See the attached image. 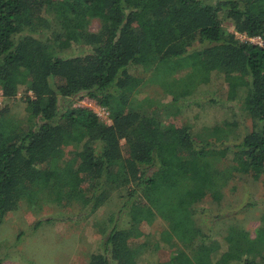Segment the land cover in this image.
<instances>
[{
	"label": "trees",
	"instance_id": "obj_1",
	"mask_svg": "<svg viewBox=\"0 0 264 264\" xmlns=\"http://www.w3.org/2000/svg\"><path fill=\"white\" fill-rule=\"evenodd\" d=\"M73 45L86 49L65 54ZM212 72L238 82L250 130L226 120L197 131L163 123L164 106L190 99ZM20 87L30 93L23 118L0 108V224L20 202L40 201L78 209L34 229L75 222L118 192L116 212L94 223L101 238L87 264H140L150 244L136 240L139 222L121 223L131 210L165 222L149 249L181 246L154 264H264V214L254 237L233 224L220 244L195 206L198 194L219 202L237 173L264 174V0H0V91L12 98ZM146 88L160 89L167 104ZM83 98L104 107L110 123L71 105ZM189 101L219 104L213 96Z\"/></svg>",
	"mask_w": 264,
	"mask_h": 264
},
{
	"label": "rangeland",
	"instance_id": "obj_2",
	"mask_svg": "<svg viewBox=\"0 0 264 264\" xmlns=\"http://www.w3.org/2000/svg\"><path fill=\"white\" fill-rule=\"evenodd\" d=\"M223 25L233 31V25L223 19ZM99 27V20L96 18L89 29L96 31ZM240 40H247L244 35L236 33ZM256 39H254L255 42ZM85 46L73 45L64 51L65 54H80L85 51ZM238 82L225 78L221 73L212 72L209 80L205 83H197L193 92L186 99L194 102H204L211 96L215 97L218 105H200L180 100L176 106L181 111L174 113L176 108L167 104L166 96L156 89L146 88L143 94L149 95L156 100L158 105L165 102L163 123L171 122L177 125L189 124L194 131L223 121L238 123L241 134L251 128V121L244 115L245 111L241 105V90H237ZM30 94L20 87L18 93L12 98H6L0 91V108L6 106L10 116L15 119H22L24 115L23 98ZM143 96V95H141ZM69 99L61 100L66 103ZM72 106L86 107L95 112L105 123H110L108 113L104 107L99 106L94 100L83 98L71 104ZM174 115L169 117L168 115ZM71 147L65 148V156H71ZM168 153L165 152L164 156ZM188 176L191 177L188 171ZM192 185V182H189ZM196 190V185L192 186ZM199 193V191H196ZM248 204V205H247ZM121 205L118 192H115L102 207L97 209L90 217L78 221H56L52 223L42 222L36 229L34 224L46 216L54 215L57 212H75L78 207H58L45 201H40L33 206H27L26 202H20L18 208L6 214L0 224V257L3 264H87L89 256L97 250L101 235L97 232L94 223L107 219ZM199 210L197 222H201L204 231L209 233L210 229L213 238L220 244L224 243L230 225L236 224L247 230L251 237L255 235V229L260 224L264 214V174L254 179L250 174L237 173L222 189V198L219 202L213 201L209 195L198 194V201L195 204ZM115 215V214H114ZM132 221L139 222L133 227V233H141L137 241L147 240L149 247L139 257L140 264H154L157 260H164L171 253L180 250L177 242L153 251L159 233L165 228V222L154 212H136L134 210L125 213L121 217V223L128 226ZM210 228V229H209ZM209 229V230H208Z\"/></svg>",
	"mask_w": 264,
	"mask_h": 264
},
{
	"label": "built area",
	"instance_id": "obj_3",
	"mask_svg": "<svg viewBox=\"0 0 264 264\" xmlns=\"http://www.w3.org/2000/svg\"><path fill=\"white\" fill-rule=\"evenodd\" d=\"M254 39H256L255 43L261 44V40L258 37L249 38V40L252 41V42H254Z\"/></svg>",
	"mask_w": 264,
	"mask_h": 264
}]
</instances>
